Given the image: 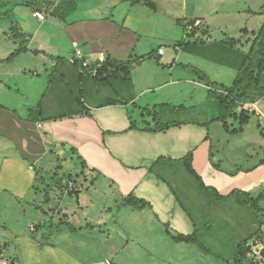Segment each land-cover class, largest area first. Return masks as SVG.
Returning <instances> with one entry per match:
<instances>
[{
	"label": "crops",
	"instance_id": "1",
	"mask_svg": "<svg viewBox=\"0 0 264 264\" xmlns=\"http://www.w3.org/2000/svg\"><path fill=\"white\" fill-rule=\"evenodd\" d=\"M148 1L152 8L132 0H80L81 17H75L77 4L65 21L54 24L56 32L44 34L48 40L39 37L47 21H39L41 29L37 30L33 49L29 48L33 37L19 28L17 35L24 38L21 54L9 62L0 60V264H113L102 255L79 258L71 254L80 245L69 236L85 235V230L101 233L106 220L112 217L109 206L98 207V214L92 215L86 195L82 196L69 180L56 176L52 182L44 180L51 157L63 152L71 153L79 163L85 182L93 185L96 178L114 189L115 220H120L119 214L128 207L123 204L124 198L132 195L150 208L137 211L129 207L133 211L125 215L147 214L174 235L196 231L203 250L198 248L225 263L233 259L241 241L258 231L259 221L239 192L253 194L264 186V164L255 165L250 172L234 171L235 175L214 169L209 158L212 155L215 163L210 128L225 116V110L215 101L218 107L208 113L195 102L193 94L196 88H205L207 94L210 89L196 79L194 69L210 77V82L226 86L221 74L235 78L247 49L241 44L236 48L224 45L226 38L206 40L198 36V31H205L203 37L208 35L211 19L219 13L215 1L188 14L183 0V13L191 19L182 21L179 11L171 8L172 2L179 0H161L164 4ZM237 1L240 7L236 13L245 19L244 24L259 15V0ZM229 11L222 10L226 14ZM195 20L201 26L194 27L197 33L187 38V25ZM224 28L229 30L230 26L225 24ZM59 29L62 35L57 34ZM243 29L249 34L255 32L239 28L240 36L234 39L241 38ZM63 38L68 45L65 49L58 46ZM198 38L204 43L191 44ZM181 41L189 45L179 46ZM170 43L176 44L174 54L167 52ZM75 50L89 66L97 65L101 54L105 60L126 62L153 53L158 62L151 59L137 66L130 81L95 79L69 62ZM17 58L22 60L19 67ZM203 64L221 68L219 76L208 74L199 66ZM12 79L20 85L10 84ZM185 86L192 91L189 106L184 104L183 93L173 94ZM153 108L159 123L179 126L164 132H145L146 125L153 123L150 116H142L143 109ZM244 108L258 121L264 120V100ZM131 122L135 129H131ZM258 125L261 127L260 122ZM261 134L264 136V132ZM189 152L193 169L207 187L221 196L237 193L217 201L211 192L203 191L181 162ZM61 179V194H74L77 210L70 205L61 207L51 196ZM68 184L74 187L71 193ZM76 212L82 214L81 218ZM13 214L22 217L20 223L26 226L29 236L13 226ZM71 220L75 222L71 224ZM53 225L57 226L56 234L67 225L68 247L44 240L42 235L47 231L39 235L42 226ZM10 248L16 255L7 259L4 253Z\"/></svg>",
	"mask_w": 264,
	"mask_h": 264
},
{
	"label": "rangeland",
	"instance_id": "2",
	"mask_svg": "<svg viewBox=\"0 0 264 264\" xmlns=\"http://www.w3.org/2000/svg\"><path fill=\"white\" fill-rule=\"evenodd\" d=\"M155 1L164 4L161 0ZM185 1L186 8L189 12L188 14L195 12L196 7L202 10L205 9L204 5H206V3H212L214 1L217 2L219 13L218 15H214L212 17V23L208 26V35L203 37V35L198 31V36L200 38H205L206 40L224 39L227 37L238 38V36H240L239 28H248L249 30H254L256 32L264 21V16L259 14L252 17L250 23H247V25L246 23L244 24L245 19L236 13V10L240 7V3H238L237 0H225V2H222L221 0ZM87 2L93 3L90 1ZM172 4L171 8L173 10H178L179 14H181L180 21L184 19H191L190 15H185L183 13L185 8H183V0L172 2ZM259 4V10H264V0H259ZM81 8L82 2L78 4V12L75 17H81ZM223 8H229L231 11L226 14L222 12ZM45 20L47 21L46 25L43 27L42 33L39 35V37H42V40H48L49 38H45L44 34L56 32L54 24L57 25V23H60L57 19L51 17H45ZM38 22L39 21L33 17V13L30 8L21 5L16 1L9 2L7 7L0 11V60L3 59L6 62H9L21 54V52H19L13 56L12 59L8 60L12 53L19 50L20 47L24 45V38L18 36L16 33L19 28H22L25 34L33 37V42L31 43L32 45H29V48L31 46L33 49V43L36 41L35 37L37 35V30L41 29ZM225 24L230 26L229 30L224 28ZM57 34L62 35V30L59 29ZM242 36L243 35L241 34L243 41H241L242 43L240 47L248 49L252 35L248 34V36ZM66 42L67 41L63 38L62 41L59 42L58 46L65 49L68 47ZM174 45L176 44L170 43L167 45L168 53H175L173 50ZM74 55L75 51L71 56ZM20 59H15L17 67H19L22 63V60ZM199 66L207 70L208 74H212L217 77L219 76L218 71L222 70L218 67H206L204 64ZM6 68L7 67H5V69ZM221 76L224 80L223 82L227 84L226 86H230L234 75L225 73L221 74ZM9 83L17 86L20 85L16 79L10 80ZM188 88L185 86L184 89H176L177 92L173 93L177 95L179 92H181V94L183 93L185 96V106H189L192 103V100L188 97V95H191L192 91L190 93ZM193 94L195 96V102L200 103L204 108H206L208 113L213 111L215 106L218 107L214 100L206 97L208 94L205 88H196ZM138 118L139 117L135 115V119L137 121ZM258 122L261 123V127H258ZM235 127L237 126L235 125L234 128ZM262 128H264V120L258 121L256 117H251L249 123L243 127L241 133L232 135L226 134L222 125L218 121L213 122L210 128V135L213 138L212 153L218 167L226 172H234L237 170L247 171L252 169L261 161H264V136L261 134V131H263ZM51 162L50 167L45 169V171L48 172L44 174V180L46 182H52L55 176L70 180V182H72L75 186H78L81 190L82 196L86 195L87 200L89 201L86 206L91 208L92 215L98 214V211L102 206H109L111 211V213H109L111 215L109 216L112 218L109 221L106 220V226L102 228L103 232L100 233L98 230H85L83 232L85 235H77L75 237L73 235L69 236L71 237L69 239H72L81 246L72 249L73 251H71V254L79 258H86V256L97 257L98 255H102L113 264H226L223 260H218L214 257L208 256L194 244H175V242H173L166 234L163 225L157 223L155 219L148 218L147 214L140 215L136 213L131 216L125 215L126 212L133 211L129 208V206L126 207L124 212L119 214L118 217H120L121 221L115 220L113 216H116L117 214V205H115L112 201V198L115 199L116 196L113 188L110 189L106 186L107 184H103L102 181H98L96 178L94 179L93 185H91L89 181L85 182L81 173H79L81 171L79 163L76 162L75 158L69 152H63L59 156H52ZM69 176L70 178H68ZM89 179L91 180L90 177ZM39 187L40 190L43 189L44 191V185ZM263 190L264 186L251 194L252 197L256 198ZM47 191L48 190L46 189L45 192ZM42 195L45 194L42 193ZM51 196H54L55 199H57V202L60 203L61 207L70 205L74 207L73 209L77 210L74 194H61L60 189L56 188L55 193ZM98 207L99 210H97ZM76 213L79 215H77V217L81 218L82 214L80 212ZM12 219L14 220L13 226L15 228H19V230H22V232H25L28 236L30 235L26 226L20 223V220L22 219L21 216L13 214ZM27 222L28 221H26V223ZM71 222V224H73L75 220H71ZM0 226H3L2 218H0ZM56 228V225L42 226V228L39 229V235H41L42 232L47 231L48 234L42 235L44 240H47L48 243H55L66 247L67 225L64 228L60 227V230L63 231L61 234H56ZM1 232L2 229L0 228V241H2ZM126 240H128V245ZM255 252H258L257 249H255ZM14 254L16 255V253H14L10 248L4 253V257L7 259L14 258ZM261 256L264 257V253L261 254ZM252 257L259 264L257 261L258 256L253 253Z\"/></svg>",
	"mask_w": 264,
	"mask_h": 264
},
{
	"label": "trees",
	"instance_id": "3",
	"mask_svg": "<svg viewBox=\"0 0 264 264\" xmlns=\"http://www.w3.org/2000/svg\"><path fill=\"white\" fill-rule=\"evenodd\" d=\"M11 1H16L21 5L30 8L33 12L37 11L44 15V17H51L57 20L65 21L77 8V4L80 0H0V11L7 7V4ZM132 3H142L143 5L152 8L151 3L148 0H132ZM260 15L264 16V10L260 11ZM197 32L194 29L190 30V33L186 35L193 37ZM205 35V31L201 32ZM243 36H247L249 33L246 29L241 30ZM252 39L250 40L249 47L245 54V59L242 66L237 71L236 76L230 86L226 87L223 85L215 84L210 82L207 77L197 69L193 72L198 81L202 82L210 89L208 90L209 98L216 101L225 110V116L217 119L222 125V128L226 134L237 135L242 132L243 127L246 126L254 113L245 109L246 104H254L259 100H264V21L260 25L256 32L251 33ZM188 38V37H187ZM203 40H195L194 45L203 44ZM223 44L230 47L236 48L241 44L240 39L226 38L223 40ZM189 42L181 41L179 46H187ZM22 52L19 49L11 54L8 60L12 59L13 56ZM156 56L153 53L147 55L129 59L126 62H118L112 59H106L102 64L90 67V69L96 70L97 77L115 78L122 81H130L131 73L133 69L142 64L145 61L154 59L158 62ZM1 62V61H0ZM82 73L87 74V70L83 69L80 63L76 62L73 64ZM97 77H94L95 79ZM121 104V103H120ZM150 116L152 118V125L147 124L144 131L151 133L164 132L170 127H177L178 124L162 125L157 121V112L153 108L151 110L143 109L142 116ZM131 119V118H130ZM237 126L234 128V126ZM258 127H260L258 125ZM131 129H135L134 122H131ZM261 133H263L261 131ZM211 165L214 169L220 170L218 165L212 162V155L209 156ZM183 162L187 173L194 178L203 191H209L213 194L217 201L228 199L237 191H232L229 195L221 196L212 187H207L201 177L195 172L192 166V152L181 160ZM264 161H261L258 165H263ZM253 169H249L246 172H250ZM238 172V171H236ZM236 173H229V175H235ZM70 178V176L68 177ZM57 183L58 189H62L61 181ZM70 181V180H69ZM73 191H70V193ZM243 196V203L251 209L256 215L259 221V229L251 237L241 241L237 247V252L233 259L226 264H258L252 257L253 248L259 244H264V190L254 198L249 192H239ZM124 205L131 207L134 210L142 211L146 208H150V205L143 200L137 199L132 195H128L124 198ZM166 233L175 243H186L194 244L201 248L203 247L197 242L196 231L191 235H179L172 234L166 227ZM1 245H0V259H1Z\"/></svg>",
	"mask_w": 264,
	"mask_h": 264
},
{
	"label": "built area",
	"instance_id": "4",
	"mask_svg": "<svg viewBox=\"0 0 264 264\" xmlns=\"http://www.w3.org/2000/svg\"><path fill=\"white\" fill-rule=\"evenodd\" d=\"M33 17L36 18L38 21H44L45 17L42 13L40 12H33ZM201 26V22L198 21V20H195L191 23H189L187 25L188 27V30H191L193 29L194 27H200ZM100 62L97 64V65H100L102 64L104 61H105V57H104V54H101L100 55ZM69 62L71 64H75L76 62L80 63L81 66L83 67V69H86L87 70V74L89 76H92V77H97L96 75V70L95 69H90V67L92 66H89L88 64H86L84 61H82V58H81V52L79 50H75V55L73 56V58H71L69 60ZM95 66V65H94ZM73 185L72 184H68V189L69 191L73 190ZM255 249H257L258 252H255ZM253 253L258 256L257 257V261L259 262V264H264V257L261 256V254L264 253V244H259L257 245L256 247L253 248Z\"/></svg>",
	"mask_w": 264,
	"mask_h": 264
}]
</instances>
